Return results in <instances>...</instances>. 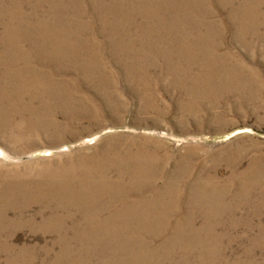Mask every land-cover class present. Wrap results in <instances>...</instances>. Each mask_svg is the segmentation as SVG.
Instances as JSON below:
<instances>
[{
    "label": "bare ground",
    "instance_id": "1",
    "mask_svg": "<svg viewBox=\"0 0 264 264\" xmlns=\"http://www.w3.org/2000/svg\"><path fill=\"white\" fill-rule=\"evenodd\" d=\"M222 8H227L235 26L236 40L245 46L255 38L264 43V0H0V140H7L9 149H23L31 145L26 141L35 133L52 129L53 138H62L64 135L57 132L75 128H68V124L104 123L105 112L95 105L93 97L76 91L72 77H57L60 71L80 72L89 87L106 98L105 107L116 117L120 115L124 103L110 89L112 72L101 58L97 35L103 34H108L112 57L126 69L142 98L139 114H149L153 122L167 114L149 93V56L185 57L179 64L173 61L184 69L180 77L177 68L176 85L186 88L188 95L180 104L177 120L187 126L189 117L195 115L192 121L200 126H226L230 121L220 110L224 99L238 94L241 101L245 97L257 100L264 83L231 51L221 48L225 36L219 13ZM23 24L30 30L21 35L19 26ZM163 41L180 44L167 49ZM45 64L52 66L44 68ZM196 66L198 73L192 74ZM102 141L105 150L134 156L135 164L143 170L137 169V176H132L123 167L135 164L122 165L121 171L111 167L89 175L111 180L110 189L85 184L78 167L97 158L96 150L89 155L82 152L77 157L60 158L38 170L35 177L21 178L10 169L0 173V179L28 187L18 194L0 193V232L27 223L35 232L56 234L54 239L43 236L32 247L0 242L1 251L18 253L7 257L4 264H37L39 257L41 264H264L263 156L240 170L243 158L232 153L227 158L230 175L208 171L200 162L197 175L188 181L197 156V148L190 146L176 158L173 173L162 181L158 175L168 156L162 152V140L113 134ZM51 152L52 148L46 149V154ZM128 180L152 190L158 187L153 194L133 198L138 202L136 209L149 210L152 203L157 218L145 231L126 236L110 234V219L117 217L116 209L125 198L139 192L123 189ZM180 189L189 192L180 198ZM204 189H211L221 210L195 211L198 193ZM35 205L40 209L28 218ZM12 212L19 213L21 223L7 219ZM180 212L178 231L168 236L167 220L172 213L179 218ZM199 216L209 220L229 217L230 230L245 227L252 233L218 234L206 226L205 235L199 234ZM39 251L42 256H37ZM46 257L54 260L49 263Z\"/></svg>",
    "mask_w": 264,
    "mask_h": 264
},
{
    "label": "rangeland",
    "instance_id": "2",
    "mask_svg": "<svg viewBox=\"0 0 264 264\" xmlns=\"http://www.w3.org/2000/svg\"><path fill=\"white\" fill-rule=\"evenodd\" d=\"M241 9L245 10L243 7ZM219 13L225 27V36L221 48L231 51L235 59H239L243 62L246 68L253 69L254 76L257 77L260 82L264 83L263 39L255 38L250 46L243 45L234 38L235 26L227 16V8L220 9ZM26 29L30 30L29 27L25 28L24 24L19 26V34L22 35L21 32H24ZM93 33L91 32L92 35ZM97 36L102 45L101 58L112 72L110 89L117 93L120 100L124 103L120 115L116 117L111 109L105 107L106 98L100 96L96 92L97 89L90 88L88 81L84 79L85 77L80 72H73L70 74L69 72H57V77L59 78L72 77V79L76 80V85L74 86L76 91L82 94L88 93L93 97L95 105L99 107L102 112H105L103 116L104 123L86 124L87 121H84L82 125L68 124V128H75L73 130L63 131V133L57 132V134L64 135L62 138L59 137L60 139L53 138V135L50 133L52 129L50 131H43L44 133L41 134L35 133L32 139L26 141L27 143H31V145H27V147L23 149H9V142L5 139L0 140V147L4 150V152L0 150V173H4V169H10L15 170L14 175L21 178L25 176L28 178V175H33L35 177L38 170L42 169L44 166L49 167V164L56 162L60 158L77 157L79 153L82 152L89 155L99 150V156L97 158L91 162L86 161L82 163L78 167L79 171H76L80 173L81 179L85 184L93 185L96 188L101 186L110 189L113 185L111 180L105 178L96 180L90 178L89 175L91 173L98 174L107 172L111 167L121 171L122 165H134L138 162L134 160V156L129 158V156L124 155V152H111L104 149L102 140L113 134H123L127 135V137L142 136L148 139L152 137L162 140L165 147V150L162 152L168 155L163 164V169L159 171L158 175L159 177L161 176L162 181L173 173L176 158L179 155H184L187 148L190 146H195L197 148L195 150V155L197 156L194 166L186 177L188 181H192L197 175L200 169L198 167L200 162L204 163V166H208L206 168L208 171L212 170L221 175H230L232 173V168L229 166L227 158L230 157L232 153L241 154L243 158L241 160L242 165L240 166V170H245L252 159L258 156L264 157V89L261 91L260 97L257 100H249L245 97L241 101L238 99V94L228 95L224 99V105L220 108V110L226 113V117L230 121V123L224 127L217 129L206 123L200 126L198 123L192 121V119L196 118L195 115L189 117V124L186 126L181 124L177 118L180 115L179 110L181 102L188 97L187 89L180 88L176 85L177 78L175 74L179 66L173 63V61L178 63L180 59L184 60L186 58L177 57L174 59L175 56H160L155 58L149 56V71L146 73V79L147 81L149 80L150 84L149 93L167 112V114L159 117L157 122H153L149 120V116H147L149 114L141 115L139 114L140 112H137L138 106L142 103V98L133 88L131 79L127 76L126 69L120 66L112 57L111 47L108 44V34ZM130 43L131 45H142L140 42ZM161 43L163 47L167 49L171 48L169 46L177 47L180 44L179 41H163ZM152 62L153 65H151ZM183 62L185 63L186 61ZM50 66L52 65L43 67L49 68ZM197 69H199V66L191 70V73L194 74L196 72L197 74ZM180 71H184V69L179 70V76L181 77L183 72L180 73ZM84 126L87 127L86 130H84ZM73 131L76 133L72 134ZM47 148H52L50 154H46ZM124 167L123 171L132 176H137V169L143 170L138 164L132 167ZM77 182L81 181L78 180ZM77 186L80 185L77 184ZM183 186L184 185L180 188H183ZM27 188L28 187L24 185L9 182L8 178L7 180L4 178L0 179V193L2 196H8L14 193L18 194ZM123 189H137L139 192L128 196L123 200V203L121 202L122 206L116 209L114 213V215L117 214V217L110 219L112 227L109 233L126 236V233L128 234L133 231H145V229L149 228V223L157 218L153 211V204L149 203V210L148 208L136 209L135 207L138 206V202L133 198L135 195L146 196L147 194H153L158 190V187L152 190L146 187V185H142L139 181L128 180L123 184ZM187 192H189V189L187 191L180 189V198H182V195H187ZM198 197V205L196 207L194 206L198 214H201L204 210L215 211L222 209L221 205L216 202V196L211 194V189L201 190L198 193ZM38 209H40V206L35 205L29 211L27 217L29 218L31 216L30 213L36 212ZM170 215L171 217L167 220L166 224L169 229L166 232L168 236L170 233L172 234L173 231H178L182 218L181 212L178 214L179 218L176 214L172 213ZM6 217L11 221L17 220L20 222L21 220L17 212H12ZM210 220L199 216L198 221L201 227L199 229V234L205 235L203 227L206 228V226H210L209 230L217 232L218 234H223L227 231L228 234L232 232L241 235L248 232L252 233V231L244 229L245 227L230 230L231 218L229 217ZM38 221H40V218ZM0 224H2L1 221ZM216 224L218 228L215 230L214 227ZM10 233L13 234L12 237L8 236ZM43 236L54 239L56 234L44 235L41 232L33 231L31 225L21 223V225L15 227L14 230L8 229L7 231L0 232V242L7 240L12 242V245L32 247V245L39 242ZM39 252L40 254L36 252L37 256H42L41 254H43V252ZM16 254L18 253L0 250V264H4L7 257H14ZM46 259L49 263L54 260L53 257H46ZM41 260L42 257H39L37 264H41Z\"/></svg>",
    "mask_w": 264,
    "mask_h": 264
}]
</instances>
